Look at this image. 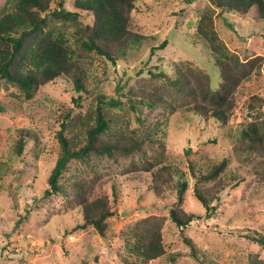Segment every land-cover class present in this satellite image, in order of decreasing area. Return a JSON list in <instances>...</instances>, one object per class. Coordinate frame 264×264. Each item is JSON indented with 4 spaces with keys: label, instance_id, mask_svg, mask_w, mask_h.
<instances>
[{
    "label": "rangeland",
    "instance_id": "1",
    "mask_svg": "<svg viewBox=\"0 0 264 264\" xmlns=\"http://www.w3.org/2000/svg\"><path fill=\"white\" fill-rule=\"evenodd\" d=\"M53 6H58V0H53ZM141 6L135 19L145 37L133 43L117 63L96 56L90 65L89 86L94 93L122 99L121 105L110 110L120 116L128 134L145 138L149 160L163 141L166 162L186 172L191 185L182 207L202 216L186 233L200 246V258L192 255L180 227L170 217L169 205L177 201V189L171 185L165 197L156 196L149 187L151 172L141 162L139 151L93 158L88 164L75 159L70 162L63 179L88 172L102 174L101 187L115 198L116 208L107 236L94 228L75 229L82 220L80 210L70 209L62 195L45 196V190L58 157L57 132L69 112L75 116L85 110L88 95L78 103L79 94L60 79L43 85L28 99L17 87L0 80V161L11 166V172L0 179V264H122L126 249L121 231L153 214L165 216L167 251L183 252L184 256L173 263L165 254L151 264H202L199 261L204 259L217 264H248L255 254L264 256V247L244 235L248 228L264 235V157L250 155L239 137L245 123L255 119L251 112L256 107L250 108L248 98L264 96V67L241 84L237 110L227 125L205 119L186 106L168 109L137 102L135 108L125 93L137 86L167 90L165 77L152 72L174 77L177 63L206 69L215 88L221 82L219 66L193 41L199 16L214 7L212 0H143ZM214 17L230 50L243 58L264 55V19L257 18L255 11L241 15L219 7ZM21 130L28 132V138L19 155L14 146ZM225 157L231 184L220 193L217 209L209 211L194 191L190 160L210 163Z\"/></svg>",
    "mask_w": 264,
    "mask_h": 264
},
{
    "label": "trees",
    "instance_id": "2",
    "mask_svg": "<svg viewBox=\"0 0 264 264\" xmlns=\"http://www.w3.org/2000/svg\"><path fill=\"white\" fill-rule=\"evenodd\" d=\"M142 1L58 0L55 7L53 0H0V80L17 87L28 99L34 98L43 85L60 79L68 82L79 94L78 103L88 95L85 110L75 116L69 112L57 132L60 144L58 157L49 175L50 186L45 190V196L62 195L70 209L80 210L82 220L75 229L94 228L107 236L110 217L116 214V208L115 198L112 199L101 187L102 174L88 172L64 180L70 162L75 159L88 164L93 158L139 151L143 155L141 162L151 172L150 190L158 197H165L168 187L173 185L177 189V201L169 205V214L180 227L192 255L199 259L201 248L186 233V228L202 216L182 207L191 185L186 172L166 162L168 152L163 141L154 159L149 160L144 148L145 138L128 134L120 116L110 110L112 106L121 105L122 99L103 92L94 93L89 86L90 65L96 56H104L117 63L127 55L133 43L145 37L135 19V13L142 8ZM212 3L214 7L204 10L199 16L193 41L201 44L219 66V86L213 87L206 69L190 63H177L174 77L165 72H152V75L165 77L167 90L131 87L125 93L131 105L137 108V102H143L149 107L164 106L168 109L186 106L205 119L229 124L238 107L241 84L251 79L254 73L261 72L264 55L243 58L230 50L216 28L215 11L219 7L241 15L255 11L257 18L264 19V0H212ZM58 21L63 25H56ZM68 27L72 28L70 33L67 32ZM166 43L163 42L161 47ZM248 99L250 108L259 110L255 111V108L251 112L255 119L242 127L240 141L245 143L250 155L264 157V96L252 94ZM23 131H20L14 146L15 153L19 155L23 153L28 138V132ZM189 165L197 197L207 210H216L220 193L231 184L227 173L228 158L210 163L192 159ZM9 172L10 164L0 161V179ZM113 189L117 195L115 185ZM165 220V216L153 214L139 218L121 231L126 249L122 264H151L165 254L175 263L184 256L183 252L167 251L163 236ZM247 230L244 235L264 247L263 233ZM199 262L217 264L209 259ZM248 264H264V256L255 254Z\"/></svg>",
    "mask_w": 264,
    "mask_h": 264
}]
</instances>
